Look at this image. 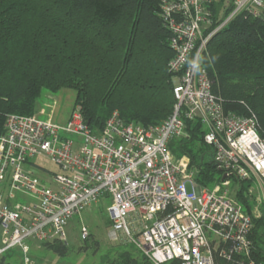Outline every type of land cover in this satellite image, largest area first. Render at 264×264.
Wrapping results in <instances>:
<instances>
[{"label": "built area", "instance_id": "2783aa9c", "mask_svg": "<svg viewBox=\"0 0 264 264\" xmlns=\"http://www.w3.org/2000/svg\"><path fill=\"white\" fill-rule=\"evenodd\" d=\"M214 2L162 0L175 79L173 112L162 123H128L114 112L95 132L79 107L65 122L7 116L0 138V256L14 248L27 253L29 240L66 242L70 220L107 199L110 238L133 244L153 264H264L251 237L258 216L227 191L233 177L249 176L248 168L264 184V139L254 115L225 111L203 63L210 41L231 21L264 19V0H231L228 12L217 14ZM188 121L200 123L223 176L212 188L199 185L189 157L176 158L170 149L173 140L191 138ZM38 157L58 171L34 163Z\"/></svg>", "mask_w": 264, "mask_h": 264}, {"label": "trees", "instance_id": "16d2710c", "mask_svg": "<svg viewBox=\"0 0 264 264\" xmlns=\"http://www.w3.org/2000/svg\"><path fill=\"white\" fill-rule=\"evenodd\" d=\"M161 4L0 0V138L7 116L31 115L43 90H75L74 107L95 132L103 130L114 112L143 126L165 121L175 105V79L169 67L174 55L171 33ZM230 6L215 0L213 9L217 14ZM203 63L225 111L254 115L264 139V19L238 16L231 21L210 41ZM186 129L191 138L173 140V155L189 157L200 186L208 187L217 174L222 182L211 146L204 143L207 149L200 155L194 151L196 141H203L200 123L188 121ZM239 200L249 207L244 198ZM251 237L261 258L264 218L253 220ZM43 246L61 256L69 252L62 241ZM10 252L0 256V264H9ZM148 261L143 264H153Z\"/></svg>", "mask_w": 264, "mask_h": 264}, {"label": "rangeland", "instance_id": "374dc122", "mask_svg": "<svg viewBox=\"0 0 264 264\" xmlns=\"http://www.w3.org/2000/svg\"><path fill=\"white\" fill-rule=\"evenodd\" d=\"M230 1L225 0V3ZM75 98L76 91L73 89L64 88L55 93L43 90L32 114L50 117L57 122H65L75 108ZM204 143V140L198 139L194 144V151L199 153L198 155L206 151ZM34 163L44 166L52 172L58 171V167L45 157L36 158ZM37 174L41 175V172L37 171ZM248 174L249 176L245 180L233 177L227 191L239 203V199L244 198L249 206L248 210L246 207L245 209L250 214L258 216L255 219H261L264 218V184L251 168H248ZM221 183L217 174L214 182L210 183L208 187L212 188ZM187 189L188 191L193 190L190 183H188ZM20 197V201L31 200L26 195H20ZM108 204L109 200L100 199L70 220L67 229L68 237L64 242L69 249L67 255L61 256L47 250L43 243L29 240L27 253L21 248H14L11 250H14L13 254H7V261L10 264H143L149 262L133 244H124L110 238ZM83 228L87 230V237L83 236ZM261 245L264 247V242Z\"/></svg>", "mask_w": 264, "mask_h": 264}, {"label": "crops", "instance_id": "0c3cea01", "mask_svg": "<svg viewBox=\"0 0 264 264\" xmlns=\"http://www.w3.org/2000/svg\"><path fill=\"white\" fill-rule=\"evenodd\" d=\"M1 232V231H0ZM0 239H1V233H0ZM14 251V250H13ZM13 251H11L8 255L13 254ZM10 264V262H8Z\"/></svg>", "mask_w": 264, "mask_h": 264}]
</instances>
